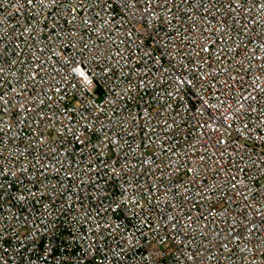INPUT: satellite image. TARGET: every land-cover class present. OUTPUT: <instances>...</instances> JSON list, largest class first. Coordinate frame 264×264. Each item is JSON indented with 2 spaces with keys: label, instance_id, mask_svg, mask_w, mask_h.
I'll return each instance as SVG.
<instances>
[{
  "label": "built area",
  "instance_id": "built-area-1",
  "mask_svg": "<svg viewBox=\"0 0 264 264\" xmlns=\"http://www.w3.org/2000/svg\"><path fill=\"white\" fill-rule=\"evenodd\" d=\"M0 264H264V0H0Z\"/></svg>",
  "mask_w": 264,
  "mask_h": 264
}]
</instances>
